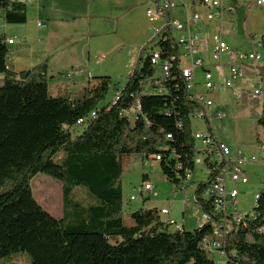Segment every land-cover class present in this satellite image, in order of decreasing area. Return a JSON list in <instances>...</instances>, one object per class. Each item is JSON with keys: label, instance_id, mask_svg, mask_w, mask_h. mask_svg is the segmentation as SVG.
<instances>
[{"label": "trees", "instance_id": "16d2710c", "mask_svg": "<svg viewBox=\"0 0 264 264\" xmlns=\"http://www.w3.org/2000/svg\"><path fill=\"white\" fill-rule=\"evenodd\" d=\"M0 10L6 23L27 21L24 2L0 0ZM158 44L166 54L177 52L169 38ZM8 55L0 34V264L17 252H26L31 264H214L200 246L211 231L208 224L168 231L156 208L131 212V226L122 218L125 157L142 160L159 154L160 170L173 184L193 169L190 115L200 106L189 98L175 67L172 77L162 81L161 92L148 91L146 87L158 85H152L154 69L147 56L140 55L125 85L99 106L111 83L108 76L97 77L80 99L51 96L46 61L17 78L6 67ZM257 106L251 99L250 116L264 130V102L260 111ZM91 112L95 115L89 118ZM79 118L85 120L83 130L73 136ZM262 149L264 153V142ZM60 151L65 156L57 164L54 156ZM39 172L61 183L60 218L33 197L30 180ZM207 183L196 186L198 203ZM78 185L95 203L85 206L73 198ZM224 247L236 264H264V190Z\"/></svg>", "mask_w": 264, "mask_h": 264}, {"label": "rangeland", "instance_id": "374dc122", "mask_svg": "<svg viewBox=\"0 0 264 264\" xmlns=\"http://www.w3.org/2000/svg\"><path fill=\"white\" fill-rule=\"evenodd\" d=\"M41 1L40 9L36 7L35 3H27L26 6L27 31L35 39L36 37L37 39L40 38L39 34H41L37 32L36 21L39 20L41 23L47 24L48 21L45 16L48 12H51L52 16H62L64 19H71V16L85 15L83 19L78 20L77 25L68 23V26L59 27V34L64 37L65 34L68 36L66 41L63 43L61 41L59 44L68 53L69 58L52 59V68L47 72L46 79L49 94L51 96L80 99L85 88L91 87L96 82L97 77L108 76L111 83L104 100L100 102L99 106L110 102L125 85L139 56L146 55L151 51V48L156 46L155 33L163 25V20H149L146 9L151 7L152 3L146 0H109V2L53 0L54 6L67 10L57 9L56 12L51 10L54 7L50 5L48 0ZM90 2L92 4H90L89 12ZM249 10L244 7L241 13L239 19L241 32L223 36L230 50L246 54L253 51L252 42H262L261 46L256 47L260 59L257 62L247 64L245 67L247 76L251 78L253 75V77L248 80L245 90L241 92L242 95L239 98H235L228 88L221 85H216L217 88L209 93V97L217 104L218 108L216 109L224 112L221 119L213 118V126L220 138L234 153L256 158L255 162H250L245 166L249 174L248 183L237 185L239 189V195L237 196L238 210L243 213L252 211L255 204L254 195L264 190V153L262 149L264 130L250 116V100L255 99L258 102L256 111L261 110L264 102V72H260L262 68L264 69V5L252 6ZM170 12L172 17L182 21L184 16L182 5L173 7ZM228 13L225 12L226 18L229 16ZM246 14H248V25L251 24L252 18L255 22L252 30L248 32L243 23ZM1 16L0 12V34L14 33L13 30L4 27L7 24ZM36 16H39V18H36ZM89 25L92 27V31L97 32L91 37L86 35ZM248 25L247 28H250ZM54 29L58 34V27ZM79 32L83 34L82 38H78V35L74 34ZM173 34L176 35V32H173ZM11 36H16L14 39L17 41L20 40L17 34H11ZM71 45L74 46L73 51L68 49ZM76 67L85 69L83 76L77 74L73 76L74 80L77 81L76 85H54L53 81L71 84V79L65 77L64 74ZM256 70L258 71V77L254 75ZM211 71L217 74L220 73L219 67L211 68ZM202 76L203 71L197 70L196 78L199 84L202 81ZM259 85L261 88L260 93L255 97H251L254 88L259 87ZM201 87V85H196L197 90H201ZM213 111H215L214 107ZM82 130L81 125L71 128L73 136L81 133ZM195 145L199 147V143L196 142ZM64 156L65 152L60 151L54 156V162L60 164ZM153 156L150 155L142 160L127 157L123 159L120 185L124 225H133L130 216L133 211L149 208H156L159 211L162 207L168 208L170 217L177 223H181L183 211L186 208L185 215L188 220L185 223V230L195 229L196 219L195 216L191 217L194 211L186 207L183 199L189 198L190 200L195 193L196 186L200 183H207L209 175L207 167L204 164H198L186 183L185 191L182 192V190L176 189L174 184L163 175L159 164L153 161ZM144 180L151 182L153 186L150 195H145L142 191ZM30 187L35 200L47 212L56 218L62 216L61 183L59 181L39 172L31 178ZM72 195L75 200L85 206L95 203L93 196L82 185L74 187ZM130 196H134L135 199L130 200ZM165 218L164 215H160L161 220H165ZM167 230L172 231L173 228L168 227ZM207 256L214 264H226L225 257L216 252L207 253ZM1 264H31V261L26 252H17L3 258Z\"/></svg>", "mask_w": 264, "mask_h": 264}, {"label": "built area", "instance_id": "2783aa9c", "mask_svg": "<svg viewBox=\"0 0 264 264\" xmlns=\"http://www.w3.org/2000/svg\"><path fill=\"white\" fill-rule=\"evenodd\" d=\"M20 1V0H18ZM151 2V7H147L146 14L151 21L163 20V25L159 29L162 33L156 35L155 47L146 54L150 66L154 69L152 76L153 84L158 85L154 88L146 87L151 92H161L160 85L162 81L172 77L171 69L175 67L178 75L185 81V89L189 98L200 106V109L194 110L190 115V120L205 121L207 126L203 130L192 129L191 135L194 141V156L192 160L193 168L199 165H205L208 169V183L204 187L201 195V202L198 203L195 195H193V204L198 211V226L208 224L210 233L205 234L200 246L206 253L216 252L220 256H224L226 264H236L231 260L225 251V241L229 233L237 229L249 213H243L238 210L237 196L239 195L238 184H247L249 181V174L245 166L250 162H255V157H248L244 154H236L232 156V152L228 145L222 142L212 127L210 120L213 118L221 119L224 113L220 110H215L211 115L207 111L212 105V99L209 93L216 88V83L213 75L209 70L203 71L202 81L200 84L195 79L197 70L205 68L204 62L200 58L194 57L193 53L198 48L201 40V29L205 23L214 18H221L224 12L235 11V4L238 1L245 2L250 5H264V0H230L233 5H226L223 0H199L198 5L204 9H192V5H187L184 0H146ZM22 2V1H21ZM178 5L185 8L187 17L185 21L172 18L169 11ZM176 32V35L173 34ZM169 38L172 42L177 44V52L175 54H166L158 44L159 39L166 40ZM211 51L210 58L213 62L220 61L222 56L227 57L228 77L221 86L231 89V94L235 98H239L242 88L241 80L244 77V67L247 63H253L259 60V55L256 52L240 53L230 50L227 43L222 39L219 32L211 34ZM13 39L6 40L7 44H11ZM7 67V66H6ZM8 68V67H7ZM68 77L71 73L67 74ZM151 85V84H150ZM196 85H202V91L195 89ZM260 93V87H255L252 95L255 96ZM129 117L133 114L125 112ZM95 112L90 113L93 117ZM84 118L77 120V125L84 123ZM171 138L170 134L166 135ZM199 143L196 147L195 143ZM154 162H159L161 157L159 154L153 156ZM180 168V165L176 166ZM192 170H185L184 176L179 177V181L174 183V187L183 190L185 181L190 177ZM142 184V191L145 195H149L152 189V184L144 180ZM258 194L254 195L256 199ZM135 199L130 196V200ZM159 215H164L166 218L162 220L163 228L172 227L173 230H183V225L177 223L170 218L168 209L162 208L158 211Z\"/></svg>", "mask_w": 264, "mask_h": 264}, {"label": "crops", "instance_id": "0c3cea01", "mask_svg": "<svg viewBox=\"0 0 264 264\" xmlns=\"http://www.w3.org/2000/svg\"><path fill=\"white\" fill-rule=\"evenodd\" d=\"M20 1L24 2L26 6H27V3L28 4L29 3H35L36 7H38L39 9L41 7V2H42L41 0H20ZM48 1H49L50 5L52 7H54V9H51L52 11L56 12L57 9H61L62 11H67L65 8L63 9L61 7L54 6L53 5V3H54L53 0H48ZM97 1L98 2L99 1L100 2L101 1L109 2V0H97ZM184 1L186 2L187 5H190V6L192 5L191 6L192 9L200 10L201 12L204 11V9L200 8L199 5H198V1L199 0H184ZM223 3H225L226 5H233V3L230 0H223ZM90 4H92V2L89 3V8H88L89 12H90ZM252 6H256V5L248 6L245 2L238 1V3L235 4V8H236L235 11H233V12H230V11H227V10L225 11V12H229L228 13L229 16L227 18L225 16V12H224V14H223V16L221 18H214V19L210 20L209 22L205 23V25L201 29V34H200L201 35V40H200V42L198 44V48L193 53V55H194V57L200 58V59L203 60L205 68H202L200 70H202V71L209 70L212 73L213 79H214V81H215V83L217 85L222 84V82L225 79H227V77H228V65H227V57L226 56H223L224 58L221 57L220 61H218V62H213L211 60V58H210V51H211V39H210V37H211V34L213 32H219L221 34L222 39L224 40V36L223 35L238 34L239 32H241V26H240V20H239L240 16H241V13H242L244 7L249 10V9H251ZM257 6H260V5H257ZM39 9H37V10H39ZM183 10H184V16H183L182 21H185V18L187 17V13H186L185 8H183ZM170 11H169V14L171 16V12ZM0 12H1L2 16H3V11L0 10ZM247 16H248V14H246V17H245L243 23H244V25L246 27V31L248 32V31L252 30L253 25H254L255 22H254V18H252L251 24L248 25L249 23L247 24ZM84 17H85V15L84 16H79L78 15V16H71V19H64V18H62V16L61 17L52 16L51 12H48L47 15L45 16V18L48 21L47 24H43L44 22L41 23V21H39V20L36 21V25L35 26H36L37 32L41 33V34H39L40 38H38V39H37V37L35 39L34 37H31L29 35V33L27 31V23H26L27 21L25 23H23V24H9V23H6L3 20V18H2V20L5 22V24H7L4 27L6 29H10V30L14 31V33H4L3 34L5 36L6 40L13 39V42L11 44H7L8 48H9V55H8V58H7V61H6L7 67L11 71H13L16 74H18L17 78H19V74L20 73H25L26 71H29V73H30V70H31L32 67H34L35 65L39 64L42 61H46V67H47V72H48L49 69L52 68V65H51L52 59H54V58L61 59L63 57L69 58L68 53L63 49V46H60V44H59V43H61V41H62V43L64 41H66L68 36H67V34H65V37H64L63 35L59 34L60 33L59 32V27L68 26V23H71L72 25H77L78 20L79 19H83ZM36 18H39V16H36ZM172 18H174V17H172ZM175 19H177V18H175ZM247 25L250 28H247ZM55 27H58V34L55 31V29H54ZM94 33H97V32L92 31V27H90V25H89L86 35L91 37L92 35H94ZM11 34H17V36L19 37L20 40H18V41L15 40L14 37H16V36H11ZM74 34L76 36L78 35L77 36L78 38H82V36H83V34L81 32L74 33ZM57 38H59V39L56 40ZM78 38H76V39H78ZM252 43H253V51H251V52H256L257 53L256 47L261 46L262 42L258 41L257 42L258 44L255 43V42H252ZM57 44H59V45H57ZM227 46H228V44H227ZM68 49L70 51H73L74 46L71 45V46L68 47ZM259 59H260V55H259ZM221 60H222V62H221ZM247 64H250V63H247ZM247 64H245V67H246ZM214 67H219L220 73H218V74L217 73H213L211 71V68H214ZM245 67H244V77L241 80V82L243 84L242 85L243 90H245V85H247L246 83L248 82V80L253 77V75H252L251 78H249L247 76ZM68 73H71L70 77L67 76ZM84 73H85V69L84 68L76 67L74 70H70V71H68V72H66L64 74L65 77L71 79V81H72L71 84H69V83H57V81H53V83H54V85H76L77 81L74 80L73 76L75 74L83 76ZM254 73H255L254 75L256 77H258V71L256 70V71H254ZM0 77H1V75H0ZM195 79L197 81L196 73H195ZM259 87H260V85H259ZM216 88H217V86H216ZM195 89L197 90L196 87H195ZM243 90H242V92H243ZM197 91H202V87H201V90H197ZM229 91L231 93V89H229ZM260 91H261V88H260ZM241 95H242V93H241ZM210 99H212V98L210 97ZM212 102H213L212 105L207 110L210 115L214 112L213 111V107L215 108V110H220V109H216L218 107H217V104L215 103V101L213 99H212ZM206 126H207V123L205 121H200V120L191 121L192 129L203 130V129L206 128ZM210 126L212 127V129L215 132V134L217 135V137L222 142H224L220 138V136L218 135L217 131L215 130V128L213 126V119L210 120ZM230 150H231V148H230ZM231 152H232V156H235L236 154H238L236 152L234 153L232 150H231ZM195 168H196V166L192 169V171L190 173V177L192 176V172H193V170ZM189 178L185 181V186H184V189L182 190V192L185 191L186 183L189 181ZM193 195H192L190 200H189V198H184L183 202L185 203V205H186V207L188 209H192L194 211L192 213L191 217L195 216V219H196L195 228H196V227H198V223H199V220H198V216L199 215H198L197 209L194 207V204H193ZM162 208H165V207H162ZM186 211L187 210L185 208L184 211H183V213H184L183 214V220L180 223V224L183 225L184 229H185V223L188 220L187 216L185 215ZM168 213H170L169 209H168ZM169 216H170V214H169Z\"/></svg>", "mask_w": 264, "mask_h": 264}, {"label": "water", "instance_id": "95a60500", "mask_svg": "<svg viewBox=\"0 0 264 264\" xmlns=\"http://www.w3.org/2000/svg\"><path fill=\"white\" fill-rule=\"evenodd\" d=\"M28 74H29V71H26V72H25V76H27Z\"/></svg>", "mask_w": 264, "mask_h": 264}]
</instances>
